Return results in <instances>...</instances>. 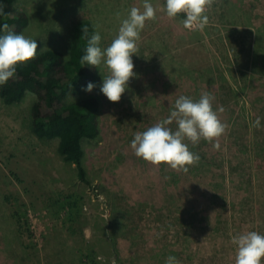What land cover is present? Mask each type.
<instances>
[{
  "label": "rangeland",
  "instance_id": "rangeland-1",
  "mask_svg": "<svg viewBox=\"0 0 264 264\" xmlns=\"http://www.w3.org/2000/svg\"><path fill=\"white\" fill-rule=\"evenodd\" d=\"M152 3L157 19L140 34L137 76L121 100L100 93L103 66L97 88L77 95L101 107L100 136L83 143L89 185L63 161L58 140L32 133L34 95L15 106L0 98V264H165L169 255L180 264H235L232 237L264 234V127H250L258 117L264 125V0H212L202 31L185 29L183 14L169 19L165 0ZM17 7L30 16L23 33L38 51L68 55L77 22L92 21L106 48L142 0H18ZM202 93L215 97L226 130L212 142H189L200 159L187 173L134 154L137 132L167 118L179 96ZM169 127L175 131V122Z\"/></svg>",
  "mask_w": 264,
  "mask_h": 264
},
{
  "label": "clouds",
  "instance_id": "clouds-1",
  "mask_svg": "<svg viewBox=\"0 0 264 264\" xmlns=\"http://www.w3.org/2000/svg\"><path fill=\"white\" fill-rule=\"evenodd\" d=\"M211 4L212 0H165L164 8L169 19L183 14L185 18L182 23L185 29L202 31L209 23L206 10ZM157 12L158 8L153 5L152 0H142V9L132 7L127 17L121 20L118 34L108 47L101 46L102 36L99 31H95L88 39L80 62L99 71L101 66L108 69L107 76L100 71L103 79L99 91L110 102H119L122 95L129 90L130 80L137 76L133 55H137V43L146 23L156 20ZM0 33H3L0 34L2 86L15 78L18 65L35 59L46 47L38 51L36 39L10 30L7 24L0 26ZM96 88L97 84L90 81L82 90L92 93ZM214 99L209 93H202L199 99L179 96L167 118L134 135L130 145L134 154L153 165L163 164L187 173L189 166L200 159L199 155L190 150L189 142L192 145L198 144L201 139L212 142L226 130V125L221 122L213 108ZM174 122L175 131L169 127ZM250 127H264L261 118L251 122ZM213 146L217 149L220 147L218 141ZM100 199H104L103 195ZM232 243L237 248L235 264H264V234L249 231L233 236ZM165 264H180V261L169 255Z\"/></svg>",
  "mask_w": 264,
  "mask_h": 264
},
{
  "label": "trees",
  "instance_id": "trees-1",
  "mask_svg": "<svg viewBox=\"0 0 264 264\" xmlns=\"http://www.w3.org/2000/svg\"><path fill=\"white\" fill-rule=\"evenodd\" d=\"M17 3L18 0H0V26L7 24L10 30L23 33L30 16L20 11ZM72 31L68 55L51 49L18 65L15 78L0 86V98L6 106H15L27 94L34 95L36 100L30 109L32 133L44 142L58 140L63 161L75 167L80 182L89 185L83 143L100 136L101 107L96 97L77 95L96 78L97 68L80 62L96 28L85 19L77 22ZM66 203L76 209V203L69 202V198ZM112 246L118 257L115 241Z\"/></svg>",
  "mask_w": 264,
  "mask_h": 264
}]
</instances>
